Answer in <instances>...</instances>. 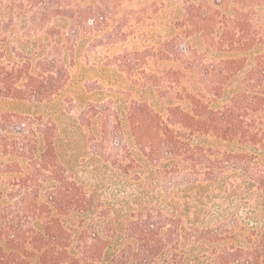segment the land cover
<instances>
[{
	"label": "trees",
	"instance_id": "16d2710c",
	"mask_svg": "<svg viewBox=\"0 0 264 264\" xmlns=\"http://www.w3.org/2000/svg\"><path fill=\"white\" fill-rule=\"evenodd\" d=\"M0 264H264V0H0Z\"/></svg>",
	"mask_w": 264,
	"mask_h": 264
}]
</instances>
